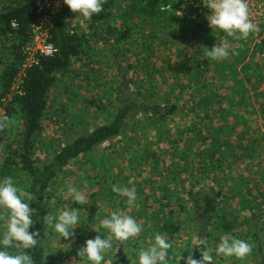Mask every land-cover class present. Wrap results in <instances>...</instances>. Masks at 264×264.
I'll list each match as a JSON object with an SVG mask.
<instances>
[{"label": "trees", "instance_id": "16d2710c", "mask_svg": "<svg viewBox=\"0 0 264 264\" xmlns=\"http://www.w3.org/2000/svg\"><path fill=\"white\" fill-rule=\"evenodd\" d=\"M43 1L0 0V110L5 104V113L0 116V124H4V127H0V178L11 176L31 197L29 203L35 213L34 225L30 231L40 233L36 248L28 250L35 264H49L46 254L49 234L48 226L43 222L46 216L43 202L51 183L56 182L62 174L64 178L68 174V171L65 173V168L74 161L79 162L83 156L86 159L87 154L93 152L98 145L123 134L130 126L131 119L136 125L134 113L137 111L152 112L146 124L151 128L153 124L161 127V139L150 143L144 158L156 154L151 152L154 145L161 146L163 153H170L169 163L161 157L164 168L161 166V172L157 174L158 179L161 178L157 186L161 193L159 195L158 191L155 192L154 199L159 204H155L154 210L148 211L147 216L148 219L155 220L152 226L172 244L169 264H185L182 256L184 258L188 254L181 253L178 256L173 238L180 237V233L187 228L188 221L197 227L196 220L199 221L196 229L201 232L207 229L208 224H216L217 228H213L218 230L214 238L216 242L220 234L226 233L245 241L252 239L247 241L252 249L250 255L253 261L264 264V249L254 242L258 239V230L254 235L250 231L252 223L259 217L264 219V128L257 125L259 119H262L264 126V39L257 42L256 38H252L247 43L234 37L238 40L236 45L230 43L233 37H228L219 30L213 31L206 17H201L202 20L198 21L191 20L185 14H177V9L182 5H186L185 11L192 9L188 0H104L102 11L86 21L87 28L105 44L111 38L113 43L125 42L133 33V24L149 28L150 33L156 37L161 35V46L164 49H167L168 44L177 42L178 37L185 38L195 34L201 36L200 33L204 34L205 44L193 46L188 41L189 45L179 47L180 65L172 69L169 76L163 74L161 78V90L165 87V99L161 105L155 101L139 104L132 97L125 96L127 94L124 88L127 83L132 82L125 81L129 70L125 68L126 71H121L122 75L119 76L122 80L118 89L120 95L116 98L113 93L107 96L116 107L111 121L96 126L50 154L54 147L45 148L42 139L46 136V120H51L58 112L53 111L51 103V91L57 75L70 73L75 61L87 62L84 64L88 66L84 71L86 78L95 80L98 69L91 66L96 61L89 39L90 33L85 32L79 21L83 17L73 13L64 4L57 13L54 27L48 36V42L57 49L56 53L52 56L37 54L36 62L25 68L21 91H13V86L26 65V47L32 40V25L38 19V10ZM120 5H124L123 9L119 8ZM164 5H170L171 9L162 12L160 9ZM180 25L181 33H178ZM218 39L226 40L230 52L234 51L236 54L223 61L206 58L201 52L202 47L211 49ZM117 47L119 46L115 45L114 49ZM183 56H187L189 60L185 61ZM167 61L170 63L174 60L167 56ZM170 76H173L171 82ZM138 82L141 86L142 81L138 79ZM95 85L103 94L109 89L101 81H95ZM155 86L152 82V89ZM98 100L93 98L87 101L90 105L101 108L100 99ZM186 100L189 102L186 103ZM166 103L170 104L166 106ZM17 107H20L23 119L20 136L3 144L5 125ZM63 107L66 109V106ZM175 115L179 116L176 125ZM39 150L48 152L52 158H45L43 164L38 163ZM113 157L112 152L106 155L102 159V166L101 159L98 160L99 163L95 161L89 166L93 174L87 173L72 184L82 189L86 186L84 181L87 182L93 189L90 192L93 198L98 200V196L101 199L104 197V201L118 208L121 202L114 203L116 193L112 190L113 185L122 183L132 187V183H128L129 175L120 159ZM98 167L105 169L103 175ZM115 168L119 170L116 171ZM104 174L108 176L103 178L106 176ZM112 175L116 180L111 185L104 184L101 180L108 181ZM155 183L151 185L152 189L155 188ZM189 183L192 186L186 190L185 186ZM151 197L153 196L149 195L143 199L146 206ZM92 202L88 209L91 211L90 218L92 211L101 220L118 210L106 215L102 203L95 200ZM100 208L103 212L97 214L95 211ZM3 223L4 219H0V224ZM102 229L98 226L96 230L101 233ZM211 235L209 231L206 236L212 239ZM206 236L200 234L198 239ZM122 243L113 241L112 249L115 246L118 248L114 264H132L131 259L122 255ZM209 243L211 249H215V243ZM190 252L196 258L200 257V252L195 247ZM230 261L233 264L241 263V260L235 258Z\"/></svg>", "mask_w": 264, "mask_h": 264}, {"label": "rangeland", "instance_id": "374dc122", "mask_svg": "<svg viewBox=\"0 0 264 264\" xmlns=\"http://www.w3.org/2000/svg\"><path fill=\"white\" fill-rule=\"evenodd\" d=\"M123 7L124 5H120L119 8L123 9ZM196 20L201 21L202 19ZM79 21L85 32L87 34L90 33L89 39L93 46V55L96 61V63L91 66L95 69L97 68L98 70L95 80L86 78L84 76V71L87 70L88 66H84L87 62L82 60L75 61L70 73L66 75H57V79L51 91V103L54 107L53 111L55 112L57 110L58 112L54 114V117L51 120H46V136L42 139L45 148L54 147L50 154L74 138L93 130L96 126L111 121L112 113L116 111V107L110 103V99L107 98V96L112 95L113 93L114 98H116L120 95L118 89H120L119 86L122 85V80L119 76L122 75L121 71H126L125 68H129L127 74L125 75V81L132 80V82L127 83L126 88H124L127 94L125 96L127 98L132 97V100L138 102L139 104H150L152 101H155L156 104L161 105L165 99V87L161 90V78L163 74L169 76V72L172 69H176L180 65L179 60L181 59V56L178 53V49H180L179 47L182 48L190 43L193 46L205 44L204 34L200 33L201 36L195 34V36L187 35L185 38L178 37L177 42L168 44L167 49H164L161 46V35L156 37V35L150 33L149 28H141V26L137 24H133V33L125 42L113 43L114 40L111 38L108 44H105V42L98 39V36L94 35L92 30L87 28L88 23L86 18H79ZM178 27V33H181V25ZM261 34H264V31H255L253 34L250 33L247 38L241 40L249 43L252 38H256V41L259 42L264 39H261ZM36 41H38V39L36 40V38H34L33 42L36 43ZM237 41L233 37L232 40H230V43H235L236 45ZM115 45H118L119 47L114 49ZM167 56L170 57V60L173 59L174 61L170 63L168 61L166 62ZM183 57L185 61L189 60L187 56ZM210 74L212 75V73ZM172 78L173 76H170V82L173 80ZM138 79L142 81L140 83L141 86L139 85ZM95 81L105 83L106 87H109V89L103 94L99 90V87H96ZM152 82L156 85L153 89L151 87ZM18 87L19 86H16V90H14L15 92H18ZM262 89H264V84L262 85ZM97 95L101 96V98H98ZM9 97H11V95ZM93 98L97 101L100 99V104L102 105L101 108L97 105L93 106L89 104L87 100H92ZM185 102L187 103L189 101L186 100ZM169 104L170 103H166V106ZM63 106H66V109ZM4 107L5 104L0 110V116L5 113ZM149 114L153 113L142 111L135 112L134 119L137 122L136 125H134V122L131 119L129 124L130 126L127 127L123 134H121L118 138L116 137L115 139L108 140L98 145L93 152L87 154L88 156H86V159L83 156L80 157L79 162L74 161L69 167L65 168V173L68 171V174L64 178L62 174V176H58L56 182L51 183V188H49V191H47L44 196L43 204L45 214L47 215L49 212L55 214L57 210L65 208L70 209L71 207H74L80 209L82 220L81 223L77 225V228L73 230L74 234L67 240L57 238V236L48 228L49 237L46 254L49 264H85L83 259L77 255L78 250L84 245L87 239L95 238L97 235H101L102 237L107 235L106 229H102L103 231L101 233H98V230H96L97 227L100 226L98 215L92 211V217L90 218L89 216L91 211L88 209H90V206L93 203L92 200H95L98 203L100 202L105 206L106 215L107 213L110 215V211L118 209L133 216L143 226V231L140 234L131 238L129 241L123 242L121 246L122 255L131 259L132 264H136L139 249L143 246H147L150 241H152V234L153 232H158V229L152 226V222L155 220L153 221L147 218V216H149L148 211L150 212L151 210H154L155 204L157 206L159 204L154 199L155 192L158 191L159 195L161 193L160 188L157 187L161 182V178L158 179L157 174L161 172L162 168H164L161 164V157L163 161L169 163L170 153L165 154L162 152L163 150H161V146L156 147L154 145L151 148V152H156V154L144 158V154L145 152H148V146L150 143H155L154 141L156 139H161V127H157L153 124L151 128L146 124L147 118H150ZM21 115L22 113L20 107H17V109L15 108V111L12 113L5 125V131L3 133L4 138L2 140L3 144H6L7 142L9 143L20 136L23 123ZM175 116L174 125L177 124L179 118L178 115ZM130 117L131 115L128 116L129 119ZM257 123L260 128H264L262 119H259ZM157 132L159 133L157 134ZM44 146H42L41 149H43ZM110 152L114 153L115 157L113 158L120 159L122 162V167L125 169L127 175H129L128 178L125 175L128 183L130 180L132 181V187L129 186V184L125 186L122 183H116V186L131 187V189L135 190L137 199L134 205L128 206L126 204V197H122L116 192V197L113 200L114 203L121 202L118 208H116L113 204H109L104 201V197L101 199L100 196H98L97 200L91 196L92 193L90 192H93V189L90 188L85 181L84 184L86 186H83L80 190L85 196L86 205L84 206L83 204L80 205L74 201L72 202L71 196L66 195L67 186H73L72 183L80 177L85 176L87 173L92 175L93 171L89 168V166L94 164L95 161H98L99 159H101L100 162L102 166V159H104ZM48 154V152L44 153L42 150H39L38 156L40 159L38 160V163L43 164L45 162V158L50 160L52 156ZM98 168V171H100L101 175H103L105 169L100 167ZM115 170L118 171L119 168H115ZM104 175L106 176L101 177L106 178L108 176L107 174ZM97 176L99 177V175ZM101 180L104 184H112L114 180H116V177L112 175L108 181H104V179ZM154 183L155 188L152 189L151 185ZM191 186L192 184L189 183V185L187 184L185 186V189L188 190ZM149 195L153 197L149 199V203H147L146 206L143 199ZM108 199L110 200L111 198ZM89 200H91V203ZM147 207H149V210ZM95 212L99 214L102 213L103 210L100 208ZM256 213L258 214L259 210L256 211ZM196 225L198 227V220H196ZM254 226H256V230ZM197 227L188 221L187 228L180 233V237L175 236V238H173V243L176 245L175 249L178 252V256H181V253L189 255L190 251L193 249V240L198 239L200 234L206 236L210 231L212 239L208 236L206 237L209 238L208 240L210 242L216 243V239L214 238L217 236L218 230L213 229L217 228L216 224H208L207 229L202 232L199 231V229H196ZM263 229L264 219L259 217L258 220L252 223L250 231L254 235L258 230L256 235L258 239H255L254 242L260 244V246L264 249ZM95 233L97 235H95ZM246 240L249 242L252 239ZM117 249V246H115V248L109 250L105 254V259L109 262V264H114L116 262L115 255L117 253ZM210 251V254L214 256L215 264H233L232 261H226L223 257H216L215 249H210ZM183 256L182 259L186 258H183ZM246 258L241 260L240 264L260 263L259 261H253L252 255L250 254Z\"/></svg>", "mask_w": 264, "mask_h": 264}, {"label": "clouds", "instance_id": "9594fccd", "mask_svg": "<svg viewBox=\"0 0 264 264\" xmlns=\"http://www.w3.org/2000/svg\"><path fill=\"white\" fill-rule=\"evenodd\" d=\"M64 4L73 12L86 19L102 11L104 0H63ZM210 10L207 21L213 31L219 30L228 37L244 39L250 33L258 31V27L249 19V5L247 0H202ZM162 12L165 8L160 9ZM202 54L213 61H223L235 55L230 52L226 40L218 39L211 49L202 47ZM4 127V124H0ZM131 184L132 181L130 180ZM112 190L122 197H126V204L133 206L137 195L134 189L113 185ZM66 195L71 196L72 202L85 204V196L75 186L68 185ZM31 197L26 190L18 186L11 176L0 178V264H35L33 256L27 251L36 248L40 233L30 229L34 225L35 210L30 207ZM6 218V219H5ZM80 209L57 210L55 214L49 212L43 222L57 238L67 240L74 234V229L81 223ZM101 228L107 230L106 236L97 235L87 239L78 250L77 255L85 264H109L105 254L112 249L113 241L125 242L136 237L143 231V226L131 215L124 211H114L110 217L99 220ZM193 247L200 252L196 258L191 252L184 258L185 264H215L210 254L211 244L204 238L194 239ZM172 244L159 232H153L152 242L143 246L137 253L136 264H169ZM252 249L250 244L232 236L220 234L215 243V256L225 260L235 258L244 260Z\"/></svg>", "mask_w": 264, "mask_h": 264}, {"label": "built area", "instance_id": "2783aa9c", "mask_svg": "<svg viewBox=\"0 0 264 264\" xmlns=\"http://www.w3.org/2000/svg\"><path fill=\"white\" fill-rule=\"evenodd\" d=\"M188 2L191 4L192 9L185 11L184 7L186 5L180 6V8L177 9V14L179 16L185 14L190 19L207 17L210 10L202 3V0H188ZM247 3L249 5V19L258 27V31H264V0H247ZM63 5V0H44L39 7L38 19L32 25V40L26 47L28 55L26 65L21 70L13 86V91L16 90V86H19L18 92L21 91V83L25 75V68L36 62L37 54L52 56L56 53L57 49L53 44L48 42V36L54 27L56 15ZM162 8L171 9L170 5H164ZM34 38H36V40L38 39L36 43L33 42ZM262 38H264V34H261V39Z\"/></svg>", "mask_w": 264, "mask_h": 264}]
</instances>
